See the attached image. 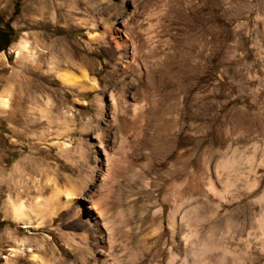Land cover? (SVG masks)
Here are the masks:
<instances>
[{"label": "rangeland", "instance_id": "374dc122", "mask_svg": "<svg viewBox=\"0 0 264 264\" xmlns=\"http://www.w3.org/2000/svg\"><path fill=\"white\" fill-rule=\"evenodd\" d=\"M0 24V264H264V0H0Z\"/></svg>", "mask_w": 264, "mask_h": 264}, {"label": "bare ground", "instance_id": "6f19581e", "mask_svg": "<svg viewBox=\"0 0 264 264\" xmlns=\"http://www.w3.org/2000/svg\"><path fill=\"white\" fill-rule=\"evenodd\" d=\"M16 52H17V56L22 58V56L24 55H28V56H32V51L31 49L29 48V44H28V41L27 39H21L17 46H16ZM82 58V57H81ZM62 76H65L63 74H61ZM67 83V81H66ZM96 85V84H94ZM94 87V86H93ZM8 95L3 93V94H0V105L1 107H5V105L7 104V100H8ZM9 102V101H8ZM69 191H67V195H69ZM68 197V196H67ZM62 200V199H61ZM68 202V199H65L63 201H59L57 199H51V200H44L40 203H50L51 206H52V209L53 211L56 212V209H61L63 207L66 206ZM9 203L11 204V208H12V219L16 220V221H20L22 222V227H28L31 226L30 225V221H28L26 219V217L28 216L29 212H30V209H29V206L26 204L27 202H24V201H17V202H12V201H9ZM9 204V205H10ZM38 205V204H37ZM181 211V210H180ZM50 216V215H49ZM30 219V218H29ZM108 230V229H107ZM115 232V231H114ZM115 235V234H114ZM112 236V235H111ZM109 237H107L108 239ZM109 241V240H108ZM109 244V243H108ZM116 248V247H115ZM107 249V248H106ZM117 250V249H116ZM113 252V251H112ZM112 254V253H111ZM105 255V254H104ZM116 255V253H115ZM108 256V255H107ZM109 259V258H108ZM86 260V259H85ZM89 261V260H88ZM99 261V260H98ZM104 261V260H103ZM82 262L85 263V261L83 260ZM91 262V261H90ZM74 263V262H73ZM97 263V262H96ZM99 263H102L99 262ZM112 263V262H111ZM89 264V263H88Z\"/></svg>", "mask_w": 264, "mask_h": 264}, {"label": "flooded vegetation", "instance_id": "af4514ba", "mask_svg": "<svg viewBox=\"0 0 264 264\" xmlns=\"http://www.w3.org/2000/svg\"><path fill=\"white\" fill-rule=\"evenodd\" d=\"M7 37L4 24H0V43L4 42Z\"/></svg>", "mask_w": 264, "mask_h": 264}, {"label": "crops", "instance_id": "0c3cea01", "mask_svg": "<svg viewBox=\"0 0 264 264\" xmlns=\"http://www.w3.org/2000/svg\"><path fill=\"white\" fill-rule=\"evenodd\" d=\"M5 51H7V47L6 45H2L1 49H0V59H2V56L5 55ZM3 86H8L7 84L6 85H3ZM4 89L0 90V92H2Z\"/></svg>", "mask_w": 264, "mask_h": 264}, {"label": "trees", "instance_id": "16d2710c", "mask_svg": "<svg viewBox=\"0 0 264 264\" xmlns=\"http://www.w3.org/2000/svg\"><path fill=\"white\" fill-rule=\"evenodd\" d=\"M7 39H8V36L5 38L4 42L0 43V49H1L2 45H6L7 44Z\"/></svg>", "mask_w": 264, "mask_h": 264}]
</instances>
